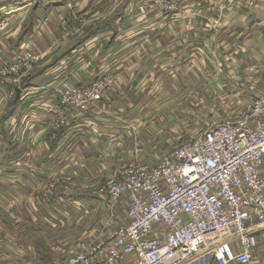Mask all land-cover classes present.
Listing matches in <instances>:
<instances>
[{"label":"crops","instance_id":"obj_1","mask_svg":"<svg viewBox=\"0 0 264 264\" xmlns=\"http://www.w3.org/2000/svg\"><path fill=\"white\" fill-rule=\"evenodd\" d=\"M199 1L0 0L7 21L0 69L26 51L41 56L20 84L0 78V264H70L121 223L126 201L110 208L98 189L106 175L145 156L153 136L146 119L154 110L169 104L182 109L184 89L169 81L167 66L186 42L182 34L205 28L196 22ZM248 1L263 20L264 0ZM228 6L224 14L234 17L238 9ZM225 28L246 31L230 45L240 44L243 71L233 73V61L225 65L233 80L230 95L236 83L244 87L242 108L231 97L225 110L242 111L253 96H264V22ZM87 65L111 69L116 81L104 101L80 113L60 98L90 81ZM176 70L174 79L182 78ZM54 180L56 195L45 200L42 191ZM257 237L255 264H264V230ZM46 241L49 249L41 248ZM188 264L217 263L207 255Z\"/></svg>","mask_w":264,"mask_h":264},{"label":"built area","instance_id":"obj_2","mask_svg":"<svg viewBox=\"0 0 264 264\" xmlns=\"http://www.w3.org/2000/svg\"><path fill=\"white\" fill-rule=\"evenodd\" d=\"M0 14V32L6 28ZM41 56L20 53L0 69L18 85ZM115 75L61 94L68 108L87 113L107 96ZM236 121L217 124L154 163L121 166L98 191L112 208L127 203L121 223L70 264H188L210 255L217 264H255L257 233L264 230V96L248 102ZM150 163V164H148ZM58 181L44 190L56 195Z\"/></svg>","mask_w":264,"mask_h":264},{"label":"rangeland","instance_id":"obj_3","mask_svg":"<svg viewBox=\"0 0 264 264\" xmlns=\"http://www.w3.org/2000/svg\"><path fill=\"white\" fill-rule=\"evenodd\" d=\"M199 5L200 16L196 22L205 28L199 32L183 33L182 35L186 42L181 47L182 49H177L173 56H169L172 63L167 66V73L170 72L171 77H169V81L173 80L177 83L178 80V85L181 89H184V92L180 94L181 103L179 106L182 109H178L176 105L169 104L161 110H154L151 113L152 116L150 115L146 121L148 122V127H151L153 131V134H151L153 135L151 136L152 141L146 144L145 156L134 157L129 163H147L148 161L158 163L164 156H167L168 152L183 142L203 135L217 124L236 121L237 117L242 113L234 111L237 109L236 107L232 111L225 110L228 109L226 103L231 102V97H234L242 108L243 103L241 104L242 100L239 97L244 89L240 83H236L237 87L233 89L234 95H230L232 90L230 84H232L233 80L227 78L229 75L225 71V65L226 61H233V73L243 71V66L240 63L241 46L237 43L234 49L230 45L234 41H240L241 36L245 35L246 31L243 29L240 32L238 28L226 29L225 26L227 24L255 26L262 24L264 17L261 20L256 11H252V3L248 0H243V3L239 2V0H200ZM228 5H234L239 11L235 13L234 17L224 14ZM230 7L228 6V8ZM240 12L245 15L244 18H242ZM192 43H196L193 48L191 47ZM173 51H176V49H170V52ZM190 57L195 58L193 64L192 60H188ZM35 66L31 67L29 72L34 71ZM87 67L84 74L89 75L90 81L87 84L76 83L72 88L80 85L89 86L102 73H112L111 69L96 70L90 65H87ZM177 67L179 73L183 72L185 74L182 78L174 79ZM111 93L112 91L102 101ZM255 98L256 96H253L251 99ZM60 99L63 100V98ZM168 102L170 103V101ZM93 106H90V108ZM63 186L62 184V191H64ZM48 243V241L41 242L40 247L49 249L50 244ZM44 258L46 262L50 263L53 256L49 255Z\"/></svg>","mask_w":264,"mask_h":264}]
</instances>
